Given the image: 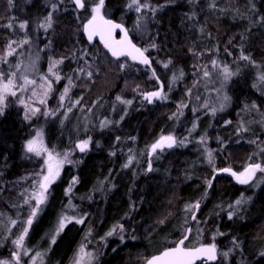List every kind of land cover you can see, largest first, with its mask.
<instances>
[{"label":"trees","instance_id":"obj_1","mask_svg":"<svg viewBox=\"0 0 264 264\" xmlns=\"http://www.w3.org/2000/svg\"><path fill=\"white\" fill-rule=\"evenodd\" d=\"M153 1L163 4V8L154 14L147 39H140L135 30L136 15L127 7L128 0H104L103 4L106 15L121 22L125 20L123 23L134 41L148 49L147 53L152 59L150 68L128 57L114 58L100 42L93 46L85 42L82 28L86 22L84 11L88 9L87 0L84 11L75 10L72 0H66L65 5L57 9L53 24L45 33L54 54H65L69 59V55L84 50L90 54L88 60L95 63L116 64L125 61L132 65L113 69L115 74L112 76L115 75L116 81L106 83L116 88L119 86V94L134 99V104L128 109L122 125H119L120 131H110L116 125L106 130L110 139L102 138L107 132H92L96 138L102 139L97 140L98 144H93L90 151L94 154L81 156L79 186H71L75 171L69 175L64 172L50 186L52 204L35 217L26 239L27 245L31 249L48 247L55 215L59 216L65 205L67 207L70 203L79 206L80 197H90L98 201L91 213L96 222L101 217V220L110 223L121 221L134 231L133 238L128 236L129 239L135 238L134 243L118 245V251L112 258L106 250L103 264L109 260L127 261V249L132 252L133 264H144L151 255L174 245L186 234L189 226L190 236L185 244L190 242L195 229H204V237L200 241L207 238L220 245L227 239L231 248L239 249L230 264H264L261 255L264 253V231L261 229L264 219L261 222L253 219L255 214L264 212V185L251 191L247 185L234 182L233 188L228 187L225 175L212 179L217 169L233 166L231 162L235 155L232 152L235 149L243 159H249L248 155L252 154L250 162H264V123L261 121L264 119L261 118L264 117V89L257 78V72L264 74V2L255 3L257 7L251 11L249 0ZM12 2L0 0V51L4 49L8 37L15 38L10 23L15 26L20 20L15 15ZM4 3H8V6L3 8L1 5ZM34 7L35 3L28 9L27 16L34 11ZM2 9L6 16H1ZM226 29L228 31L223 32ZM229 33L232 34L226 38ZM230 39H235L239 45L245 44L244 49L250 52L254 61V64L240 61V71L229 86L230 107L219 113L199 111L194 119L195 115L192 116L186 106L184 130L189 131L188 128L194 127L188 143L182 146L178 141L171 148L155 152L147 150L166 130L174 111L187 102V91L197 78L196 71H190L191 57V60L208 62L214 54L227 47L225 43ZM68 47L71 49L69 52L65 50ZM232 47L237 50V45ZM162 63L167 64L165 68ZM103 68L108 73L107 67ZM151 68L155 71H151ZM71 69L67 67V70ZM124 80L131 82V87L124 86ZM160 84H163L167 94L164 100L151 103L137 92L143 88L154 90ZM112 91L105 96L110 93L111 98L117 93V89ZM16 108L5 109L0 117V257L10 245L9 239L20 232L10 221L24 225L31 215L35 202L31 197L32 185L39 182L41 171L40 160L26 149V143L34 135V120L27 121L23 112ZM196 120V125H193ZM68 130L67 125L61 126L56 117L46 122L48 146L60 151L71 148L75 134L69 135V141H66L64 138ZM179 135H182L181 132ZM204 151L209 155H205ZM260 155L263 157L260 158ZM230 157L228 163H223ZM98 161L102 164L99 165ZM233 168L238 170L236 166ZM259 175L264 177V172H259ZM84 187L89 191L88 196ZM65 191H69V194ZM237 200H242L239 213L228 216L225 207ZM189 202L193 205L199 203L198 210H194L195 218L191 216L190 220L185 209ZM215 231L223 234L224 238L220 239L221 235L209 236ZM71 234L65 230L52 246L53 253H56L55 250L61 251L59 261H63L69 253L67 249L71 244ZM214 264L225 263L218 261Z\"/></svg>","mask_w":264,"mask_h":264},{"label":"rangeland","instance_id":"obj_2","mask_svg":"<svg viewBox=\"0 0 264 264\" xmlns=\"http://www.w3.org/2000/svg\"><path fill=\"white\" fill-rule=\"evenodd\" d=\"M11 1L12 0H10V4ZM25 1L26 0H17V3L13 0L12 3L14 4L15 15H17L20 20L15 26H12L10 23L11 29H14L15 38L13 39L8 37L4 49L0 51V73L4 74V79L0 81V83H6L9 78L13 79L15 82L13 90L16 93L15 95H11L10 93L4 94L3 104L0 105V107L3 108V111L0 112V117L5 109L18 107L16 109L23 112L25 116L24 118L27 121L31 122V120H34L32 122L34 126V135L30 140H28V142L36 141V147L40 154L37 155L36 152H29L28 142L26 143V149L29 154L36 155V157L40 160L39 163L41 165V171L39 175V182L32 185L31 197L35 202L31 209V213L33 211L36 212L34 217H31L30 215L32 224L28 226L25 222L23 225L18 223V221L13 220L15 221L13 226H15L16 229H19L20 232L17 236L9 239L10 245H7V248L4 249V253L3 256L0 257V261L9 262V264H77V261H79L80 264H103L104 262L102 260L107 252L109 253L110 258H112L115 252L118 251V245H124L126 242L131 244L134 243L135 238L129 239L128 237L130 236L133 238L134 231L125 227L121 221L110 223L109 221L106 222L101 220V217L100 220L96 222L91 213L94 208L96 209L95 204L98 201L90 197H80L78 200L79 206H74V203H70L67 207L65 205V208L61 210L59 216L55 215L53 219L54 221L51 225L48 247L45 246L43 248L31 249L29 245H27L26 239L31 232L30 230L35 217L40 216L41 213L45 212L52 204V192H50V186L57 179L61 178L64 172L69 175L71 171H75L72 175L73 179L71 181V186L74 187L76 185H80V181L77 182L76 178L79 177L78 167L81 162V158H83L81 156L90 153L94 154L93 151L91 152L90 150L93 148V144H98L99 142H97V140H100L96 138L92 132L95 130L107 132L106 130H110V127L113 125H116V127L112 128L110 131L118 132L121 130L119 125H122V121L124 120L128 109L134 104V99L120 95V92H118L120 88L119 86L116 88V86H112L111 83L109 84L106 82L109 80L116 81L115 75L112 76V74H115L113 69L117 68L118 70L133 66L125 61L116 64L95 63L91 59L88 60L90 54L84 50L79 51L72 56L69 55V59L65 54L59 53V56H56L54 54L53 47L47 40V36H45L46 31H48L50 27H45L44 25H46L49 17H51V25L53 24L57 9H59L62 4L65 5L66 0H41L43 2L45 1L44 5H42L41 14H38L34 10L33 12H30L29 16H27L29 13L28 6L24 8L23 5L26 4L24 3ZM30 1L40 2V0ZM84 1L86 2V0ZM260 1L262 0H249V2H251V11L257 7L255 3L259 4ZM72 2L76 5L74 0H72ZM87 2L88 9L85 11L82 9L85 12L84 17H86V21L93 16L94 12L92 10L96 7V4L99 3V0H87ZM8 3H4L1 7H7ZM139 4L146 5V7H142L140 11H136L137 6L133 4V0H128L127 7L134 11L136 15L134 25L138 36L140 39H147L149 37L148 33L150 23L154 20V14L163 8V4H157L153 0H139ZM7 10L9 9L7 8ZM75 10H77L76 6ZM3 12H5V10L2 11V17L6 16ZM102 14L108 17L104 10L102 11ZM13 17L14 15H12V19ZM122 21L125 22V20ZM21 24L24 25L23 28L20 27ZM225 31H228V29L223 30V32ZM231 34L232 33H229L225 37L227 38ZM225 44L227 47L222 48L218 54H214L208 62H204L201 59L191 60L193 59V57H191L189 65L190 71L191 73L196 71L197 78L187 91V102L178 107L177 111H174L168 121L166 130L159 135L157 139L165 135H174L177 137L176 145L178 144V141L181 142L182 146H185V144L188 143L190 136L194 132V127L188 128L189 131H187V129L184 130L185 124L183 123H185L184 120L187 115L186 106L191 112V115H195L193 117L194 119L199 111H213L219 113L230 107L231 95L229 86L232 79L236 77L240 71V61L242 60L246 63L250 62L251 64H254V61L250 52H248L247 49H244L245 44L239 45L238 41L235 39H230V41ZM231 45H237V50H234L233 47V49H231ZM65 50L69 52L71 49L68 47ZM144 50L148 52V49ZM10 51L11 55L8 54ZM57 61H59V63H57ZM166 65L167 64L162 63V67L165 68ZM104 66L107 67L108 73L105 72L106 68H103ZM67 67L72 69L67 70ZM49 68L52 69L51 72L49 71ZM225 68L227 69V73H225ZM151 71L154 72L155 69L151 68ZM162 71L163 73L166 72L165 70ZM13 73L15 74L14 76L12 75ZM89 73H91V75H89ZM205 73H207V75H205ZM225 75L228 76L227 79H225ZM257 75V78L264 89V74L262 72H257ZM57 76L59 77L58 80ZM25 78H27L28 81H34V83L25 84ZM171 82H173V80H171ZM49 84L51 87H49ZM131 84V82H126L124 80V86L131 87ZM102 86L104 87L102 88ZM65 89H68L66 93ZM113 89H117V93L114 96L109 98L110 93L105 96V94ZM154 89H158V87ZM149 90L147 88H143L137 92L138 94L144 96V93ZM171 90L172 89L169 90V93ZM112 92L115 93V91ZM62 96L63 99L61 98ZM166 96V92L163 91V94L157 97L155 102L166 99ZM225 97H227V99H225ZM21 101H23V103H21ZM262 115L264 114L262 113ZM55 117L58 121H60L61 126L66 124L68 129H70L68 130L67 136L64 138L66 141H69V135L72 133L75 134V142L73 143V146L65 151L51 148L47 144L45 123L50 119H55ZM261 121L264 123V119ZM196 123L197 120L193 123V125H196ZM179 132H181L182 135H179ZM105 136L109 137L108 132ZM86 140L89 141L88 147L84 151H81L79 145L81 142ZM200 141H202V139H200ZM151 146L148 147L147 150L150 151ZM49 153H51V157L49 156ZM203 153L205 155H209V153H206L205 151ZM232 154L235 155L234 160L231 162L233 166H230L229 168L237 171L238 174L244 172V169L252 163L250 162L252 154L248 155L249 159L241 158L238 154V150L236 149L232 152ZM260 156V158L263 157V155ZM231 158L232 157L228 158L227 161L223 160V163H228ZM122 160H124V158H122ZM258 163L262 168H264V162ZM98 164L100 165L102 162L98 161ZM49 165L52 166L54 173L58 172V175L49 185L44 202L38 204L36 196L40 191V184L44 183V176L48 175L47 170ZM234 166H236L238 170L234 169ZM224 175L227 176L225 181L226 185L233 188L232 185L235 183L233 178H231L229 174ZM254 179L255 180H253L251 184L247 185L251 191L259 189L264 185V177L258 173L257 177ZM98 189H101V184H99ZM84 190H86V187H84ZM65 193L69 194V191H65ZM88 195L89 191L87 192V196ZM68 201L69 200H66L65 202ZM192 206L194 205L193 203L190 204V202L185 206L186 214L188 212L186 216L189 220L191 219V216H193L192 214L195 210ZM240 208V204H237L236 201H234L228 203L225 210L227 211L228 216H232L234 213L238 214ZM263 215L264 212L258 213L257 215L255 214L253 216L254 221L261 222V219H264ZM125 216L128 217V215ZM62 220L64 222V227L61 230L59 225ZM10 223H12V221H10ZM25 227L28 228L27 235L24 238L23 246L18 247L14 241L17 240L23 233V229ZM261 229L264 231V226H262ZM65 230H67L70 234L72 233V240L70 247L67 249L69 253L63 261H59V259H61V251L55 250L56 253H53L52 246L57 242L58 235H62ZM195 230L196 231L194 232L192 239L190 242H187V246H193L207 241V238L200 241V239L204 237V232H202L204 229L199 230V228H197ZM109 232H111L112 235L109 236ZM216 235H221L220 239L224 238L222 237L223 234L219 231L210 233L209 236L215 237ZM53 238L55 242H53ZM229 244L230 243H227V239H224L219 245V261H223L225 264H230L233 260V255L237 250H239L231 248V245ZM81 248L84 250L83 254L81 253ZM127 250V261L116 262L112 260L111 262L109 260L106 264H133V258L131 257L132 252H130V249ZM58 252H60V254ZM16 253L19 254V261L15 260L14 254ZM224 253H227V255H224ZM261 255L264 257V253ZM199 264L209 263L200 262Z\"/></svg>","mask_w":264,"mask_h":264},{"label":"snow or ice","instance_id":"obj_3","mask_svg":"<svg viewBox=\"0 0 264 264\" xmlns=\"http://www.w3.org/2000/svg\"><path fill=\"white\" fill-rule=\"evenodd\" d=\"M75 3H76V5H78L81 8H83L85 6L83 3V0H75ZM103 4H104V0H99V3L92 10L94 13H96V15H94L92 17V20H90L88 22V25L85 28V30L88 32V39L92 40L94 36L100 35V38L102 40H104V42H105V46L111 48L113 56L118 57L121 55H125V51L130 50V51H128V54L132 55L133 60L141 59V61L143 63L148 64L149 61L146 57H144L143 51L136 48L135 45H133L131 43V41L128 39L126 30H125L124 39L122 41L117 42L120 45L119 49L116 47H113L108 42V40L105 38V33H107L110 36L111 31L115 28L121 27V25L113 24L111 21H106V20H103V17H99V12H100V9L103 7ZM133 4L137 6L136 11H140V9L142 7H146V5H140L139 0H133ZM130 7H131V5H130ZM98 19H99V23L97 22ZM44 26L45 27H51V17L48 18V21H47L46 25H44ZM20 27L23 28L24 25L21 24ZM9 47H11V46H9ZM133 52L138 54V55H133ZM8 54L11 55V51ZM57 63H59V61H57ZM49 71L51 72L52 69L49 68ZM225 73H227L226 68H225ZM12 75L14 76L15 74L13 73ZM89 75H91V73H89ZM205 75H207V73H205ZM227 78H228V76L225 75V79H227ZM3 79H4V74L0 73V81H2ZM58 79H59V77L57 76V80ZM28 83H34V81H28L27 78H25V84H28ZM14 87H15V82L11 78L7 79L6 83H0V105L3 104L5 93H10L11 95L16 94L15 91L13 90ZM49 87H51L50 84H49ZM67 91H68V89H65V93ZM160 95L161 94L159 92H152V93L147 94V98H151L154 96L158 97ZM61 98L63 99V96ZM225 99H227V97H225ZM21 103H23V101H21ZM2 111H3V108L0 107V112H2ZM88 143H89V141H87V140L81 142V144L79 145L80 150L84 151L88 147ZM174 143H175L174 137L162 136L159 141H157L155 144H153L151 146V150L153 152H155L157 149H162L165 146V144L167 145V147L170 148L173 146ZM28 151L29 152H36L37 155L40 154L39 150L36 147V141H29L28 142ZM49 156L51 157V153H49ZM150 167L151 166L149 165V168ZM47 171H48V175L44 176V178H43L44 183L40 184V186H39L40 191L36 196L38 204L44 202V200L46 199V193H47V189H48L49 185L55 180L56 176L58 175V172H55V173L53 172L51 165H49ZM222 171L230 172L231 170L230 169H223ZM257 171L264 172V168H262L260 164H249L248 167H246L244 169V172L240 173L239 175L234 173V172L231 174L238 180L239 183L248 184L249 181L252 180V178L254 177V175ZM209 184H210V182H209ZM241 202H242V200L236 201L237 204H240ZM192 207L199 208V203L197 202ZM35 215H36V212L33 211L31 213V217H34ZM31 217L26 221V224L28 226H30L32 224ZM194 218L195 217L193 216V219ZM12 223L14 224L15 221H12ZM63 227H64V222L62 220L60 222L59 228L62 230ZM27 232H28V228L25 227L23 229V233L18 237L17 240L14 241V243L18 247L23 246V241H24L25 236L27 235ZM108 235L110 236V235H112V233L109 232ZM185 239H187V235H185L183 239L178 241L176 247L166 249L160 255L153 256L150 259H147L146 264H195V261L197 259H202V258H206L207 260H215L216 259V246L214 244L207 245V246H201L199 248H185L183 246ZM53 242H55L54 238H53ZM83 252H84V250H83V248H81V253L83 254ZM14 255H15V260L19 261V259H20L19 254L16 253ZM224 255H227V253H224ZM0 264H9V262L0 261ZM77 264H80V262L77 261Z\"/></svg>","mask_w":264,"mask_h":264},{"label":"water","instance_id":"obj_4","mask_svg":"<svg viewBox=\"0 0 264 264\" xmlns=\"http://www.w3.org/2000/svg\"><path fill=\"white\" fill-rule=\"evenodd\" d=\"M74 1H75V0H74ZM83 3H84V0H83ZM84 5H85V4H84ZM77 8H78L79 10H82L84 7L81 8V7H79V6L77 5ZM94 15H96V13H94L93 16H94ZM93 16H92V17H93ZM92 17H91V18H90V19H89V20L83 25V30H82V32H83V35L85 36L86 41L88 42L89 45H94L96 42H100V43L104 46V48H105V49H106V50L112 55V50H111V48L105 46V42H104V40H102V39L100 38V35H96V36H94L92 40H89V39H88V32L85 30V28H86V26L88 25V22H89L90 20H92ZM99 17H103V20L111 21L113 24L121 25V27L113 29V30L111 31V35H110V36H109L107 33H105V38L108 40V42H109L113 47H116V48L119 49L120 45H119L117 42L122 41V40L124 39V36H125V30H126V31H127V37H128V39L131 41V43H132L133 45H135L136 48H138V49H140L141 51H143L144 57H146V58L148 59L149 63H148V64H145V63H143V62L141 61V59L133 60V59H132V55H129V54H128V51H130V50H126V51H125V55H121V56H118V57L112 55L113 57H115V58L128 57V58H130L132 61L137 62V63H140V64H142V65H144V66H148V65L151 64L152 60H151L150 56L145 52V50L143 49L142 46H140L139 44H137V43L134 41L133 37L131 36V34L129 33V31L127 30V28L125 27V25H124L122 22H120V21H118V20H116V19H113V18L105 17V16L102 14V8L100 9ZM97 22L99 23V19H98ZM133 55H138V54H136V53L133 52ZM163 91H164V86H163V84H161L160 87H159L158 89L145 92V93H144V97H145L149 102L152 103V102H154V101L156 100L157 97L154 96V97H151V98H147V94H148V93H152V92H159L160 94H162ZM158 97H159V96H158ZM166 136H172V137H174V139H175V143H174L173 146H172V147H174V146L176 145V143H177V138H176L174 135H166ZM159 140H160V139H159ZM159 140H158V141H159ZM165 148H169V147H167V145L165 144V146H164L162 149H165ZM170 148H171V147H170ZM157 150H160V149H157ZM223 169H230L231 171H230V172H224V171H222ZM233 172L236 173L233 169L228 168V167H225V168H222V169L216 171V172L214 173L212 179H215L217 176H220V175H223V174H229L230 176H232V177L234 178L235 181L238 182V180H237V179L231 174V173H233ZM250 181H251V180H250ZM250 181H249V182H250ZM238 183H239V182H238ZM197 209H198V208H196V210H197ZM193 216H195V214H194ZM189 230L191 231V226H189V227L187 228V231H186V234H185V235H187V238H188L189 235H190V231H189ZM183 238H184V237L180 238L178 241H180V240L183 239ZM178 241L176 242L175 245H172V246H169V247L164 248L163 250H161V251H159V252H157V253L151 255L148 259H150V258L153 257V256L160 255V254H161L164 250H166V249L176 247ZM185 241H186V239L184 240V242H185ZM211 244H214V243H212V242H204V243H201V244H198V245H195V246H186L185 244H184L183 246H184L185 248H199V247H201V246H207V245H211ZM214 245H215V244H214ZM215 246H216V245H215ZM218 252H219V249H218V247L216 246V259H215V260H207L206 258H202V259H197V260L195 261V264H197V263H199V262H208V263H215V262H217L218 259H219V254H218ZM144 264H146V261H145Z\"/></svg>","mask_w":264,"mask_h":264},{"label":"flooded vegetation","instance_id":"obj_5","mask_svg":"<svg viewBox=\"0 0 264 264\" xmlns=\"http://www.w3.org/2000/svg\"><path fill=\"white\" fill-rule=\"evenodd\" d=\"M17 2V1H16ZM18 3V2H17ZM24 3H26V4H23L24 5V8H26L27 6H28V8H30L31 7V5L33 4V3H35V7L33 8V10H35L38 14H41V12H42V5L44 4L43 3V1H41L40 0V2H31L30 0H26ZM16 5H18V4H16ZM61 7V6H60ZM98 139H102V138H108V139H110L111 138V136H109V137H106L105 135L104 136H102V138H100V137H97ZM251 164H259V163H251ZM248 167V166H247ZM235 171V170H234ZM236 172V174H238V172L237 171H235ZM259 172L260 171H257V173L259 174ZM257 173H255V175H254V177L252 178V180L248 183V184H241V183H238L237 181H235L234 180V178L231 176V178H233V180L235 181V183L236 184H238V185H249V184H251V182L253 181V180H255L254 178H256L257 177ZM228 175V174H227ZM239 175V174H238ZM76 181L78 182V181H80V177H78V178H76ZM254 191V190H253ZM219 255H220V249H219ZM197 264H199V263H197Z\"/></svg>","mask_w":264,"mask_h":264},{"label":"bare ground","instance_id":"obj_6","mask_svg":"<svg viewBox=\"0 0 264 264\" xmlns=\"http://www.w3.org/2000/svg\"><path fill=\"white\" fill-rule=\"evenodd\" d=\"M48 1V0H47ZM45 2V1H44ZM43 2V3H44ZM50 2H53V1H50ZM49 3V2H48ZM46 4V3H45ZM44 5V4H43ZM47 5V4H46ZM97 5V4H96ZM76 6V5H75ZM84 9V8H83ZM78 10V9H77ZM78 11H80V10H78ZM90 12V11H89ZM90 17V16H89ZM84 24V23H83ZM27 36V35H26ZM84 37V36H83ZM22 40V39H21ZM85 42H86V40H85ZM13 43V42H12ZM98 44V43H97ZM96 45V44H95ZM93 46V45H92ZM43 51V50H42ZM108 53V52H107ZM109 54V53H108ZM47 55V54H46ZM110 56V55H109ZM51 57V56H50ZM52 58V57H51ZM61 59V58H60ZM121 59V58H120ZM55 60H57V59H55ZM127 60V59H126ZM64 62V61H63ZM65 66V65H64ZM70 68V67H69ZM247 154V153H246Z\"/></svg>","mask_w":264,"mask_h":264}]
</instances>
